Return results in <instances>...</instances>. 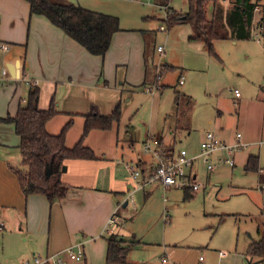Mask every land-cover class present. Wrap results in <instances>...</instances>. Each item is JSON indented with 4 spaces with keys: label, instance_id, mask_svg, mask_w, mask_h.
<instances>
[{
    "label": "crops",
    "instance_id": "0c3cea01",
    "mask_svg": "<svg viewBox=\"0 0 264 264\" xmlns=\"http://www.w3.org/2000/svg\"><path fill=\"white\" fill-rule=\"evenodd\" d=\"M167 5L171 10L178 12L169 6V2ZM252 29L251 25L250 36L254 33L264 42V36ZM120 31L121 28L113 34L110 46L104 55H92L45 17L31 14L27 1L0 0V43L10 45L8 51L2 52V65L6 66L8 63L15 65L18 62L16 73L24 75V79H8L4 85H0V117L14 116L24 101L23 88L27 86L28 91L30 86H37L40 91L39 108H48L53 99L58 110V113L47 121L45 126L47 132L55 135L68 120H72L65 134V146L70 148L81 139L82 144L91 148L96 156L95 159L64 161L60 180L68 186V191L61 200L50 203L43 195H25L15 173L10 168H21L19 137L14 131L13 123L0 122V218L3 223L0 230V255L15 253L18 263L29 259L33 254H54L70 246L80 245L83 251L80 264H105V236L108 235L106 228L112 216H116V222L111 227L112 233L125 242L137 241L134 235L123 233L122 228L118 226L121 218H125L122 214L123 210L130 204L127 195L132 193L131 196L134 197L140 191L147 194L148 186L153 189L159 187L163 192V201L165 205L167 204L168 198L164 194L173 188L163 190L159 182L144 183V175L154 167V160L148 154L142 151L143 156H137L134 161V165L142 171L141 177L132 180L129 176L125 165L133 162L129 155L133 153L131 149L135 142L132 140L129 127H125L124 145L119 142L118 122H114L108 130L92 129L82 137L84 115L89 112L91 105L96 106L100 114L109 115L119 103L123 85L128 88L137 85L132 83L133 76L130 74L132 67H137L138 80L141 82L139 83L147 84L144 88L145 92L152 94L157 88V67L155 87H152L151 81H147L146 50L144 52H140L139 49L135 52L123 50L115 40ZM121 69H123L121 72L123 81H117V73ZM180 74L182 75V72L179 76ZM31 81L35 83L32 84ZM237 97H241V93ZM247 101L240 103L239 112ZM255 104L260 106L261 123L253 127L254 129L241 122L237 113V122L242 132L239 130L236 132L241 134L242 141L246 143L243 149L250 145L255 147L256 141L264 139V92L256 94ZM173 120L175 123L169 127L172 134L178 127L176 112L172 116ZM207 131L214 133L211 130L205 132ZM236 132L232 134V140L227 143L233 142ZM148 137L159 141L166 150L171 148L172 152L178 151L175 148V138L164 141L158 132L146 135L141 141V147ZM129 141L131 144H128ZM221 141L226 142L224 139ZM198 151L199 148L190 155ZM213 156L214 154L210 156L209 161H212ZM198 160L202 159H196L193 166ZM191 170L196 179L197 171L194 167ZM257 176L259 190H264L262 187L264 168L260 167ZM261 207L262 216L255 221L256 237L257 230L264 225V195ZM248 238L245 252L249 243L254 240L250 234ZM137 242L139 243L128 252L127 264L199 263L200 253L196 250L186 245L176 246L163 241L155 247L157 252L159 250L164 253L161 260L147 261L145 257L133 254L135 249L144 250L147 246L143 242ZM219 252L222 251L216 252L218 261L226 256L225 254L219 256ZM245 252L243 256L247 262L249 257L245 256ZM203 258L202 264H210L207 258L204 256ZM251 261L254 262V259ZM66 264L73 263L67 261ZM257 264H264V261H259Z\"/></svg>",
    "mask_w": 264,
    "mask_h": 264
},
{
    "label": "rangeland",
    "instance_id": "374dc122",
    "mask_svg": "<svg viewBox=\"0 0 264 264\" xmlns=\"http://www.w3.org/2000/svg\"><path fill=\"white\" fill-rule=\"evenodd\" d=\"M69 1L95 12L116 16L122 31L115 40L127 52L146 50L147 81H151L153 88L156 75L161 73L156 81L157 88L150 94L144 90L147 84H140L138 80L137 67H132V83L137 85L131 88L123 85L118 101L119 142L124 145L125 127H129L135 141L131 149L133 153L129 155L133 165L137 156H143L141 141L148 134L158 132L164 141L175 138L177 150L185 149L192 154L198 150L206 130L213 131L218 139L230 142L232 134L241 131L237 113L248 127H257L261 123L260 106L255 101L256 94L264 92V42L258 35L252 33L250 38L236 42L216 40L213 43L215 57L202 42L188 40L189 35L195 34L192 26L175 24L167 28L161 20L166 10L157 7L154 0ZM233 1L216 2L228 11ZM168 2L178 13L187 10L188 0ZM258 5L252 24V31L256 32L259 31L258 21L264 15V0H260ZM160 25L165 29L161 30ZM158 46L162 48L161 52H157ZM2 55L0 51V68L4 67ZM162 66L168 68L162 69ZM122 71L118 70L117 81H123ZM180 72L184 76L182 85L178 84ZM27 88L25 86L22 90L24 100ZM235 88L241 97L234 95ZM244 100H248L247 104L239 112L240 103ZM175 112L178 127L172 134L169 127L175 123L172 121ZM258 150L256 145H250L237 151L234 167L219 164L211 172L207 171L205 162L196 161L193 167L197 171L196 182L200 188L190 199H183L182 190L170 189L164 194L168 198L165 205L162 189L151 186L146 188L147 194L142 191L135 194L134 204L123 210L125 218L118 222L123 233L134 235L137 241L147 245L144 250L135 249L133 254L145 257L147 261H160L164 253L157 252L155 247L163 241L189 246L207 258L210 264H246L243 254L248 234L257 239L255 221L262 216L264 190H259L257 173L245 171L243 166L246 157L254 154L259 157V166L264 168V147ZM219 155L214 154L210 162L219 163ZM218 250L226 255L220 261L216 257ZM69 262L80 264V261ZM16 263L15 253L0 255V264Z\"/></svg>",
    "mask_w": 264,
    "mask_h": 264
},
{
    "label": "trees",
    "instance_id": "16d2710c",
    "mask_svg": "<svg viewBox=\"0 0 264 264\" xmlns=\"http://www.w3.org/2000/svg\"><path fill=\"white\" fill-rule=\"evenodd\" d=\"M25 1L29 4L31 14L45 17L92 55H104L110 46L113 34L120 30L119 19L116 16L92 11L69 0ZM168 1L154 0V4L160 8L161 5H167ZM216 1L188 0L185 12L178 13L172 10L169 17L163 18L162 21L167 28L175 24L192 26L195 34L190 35L188 40L201 41L208 52L216 57L213 50V43L216 40L250 38L254 11L260 0H234L229 10L225 12ZM257 28L264 36V15L260 17ZM167 68L168 66H162V69ZM39 93L37 86H30L16 114L0 117V122L13 123L14 131L19 137L21 168H10L15 173L24 194L43 195L52 203L64 198L68 191V186L60 180L64 161L95 159L96 156L91 148L82 144L81 139L70 148L65 146V134L72 120H68L55 135L47 132L46 123L58 113V110L53 99L48 108L40 109ZM119 117V103L109 115L100 114L97 107L91 105L89 112L84 115L82 137L92 129H110L114 122H119ZM167 151L173 150L169 148ZM258 158V155H248L243 166L244 170L259 175ZM259 177L261 179V176ZM183 193V199H190L195 191L185 190ZM105 240V264H127L128 252L139 243L125 242L114 233L106 235ZM245 256L254 261H264V225L257 230V239L247 246Z\"/></svg>",
    "mask_w": 264,
    "mask_h": 264
},
{
    "label": "built area",
    "instance_id": "2783aa9c",
    "mask_svg": "<svg viewBox=\"0 0 264 264\" xmlns=\"http://www.w3.org/2000/svg\"><path fill=\"white\" fill-rule=\"evenodd\" d=\"M160 8L166 10L164 18H168L170 10L168 5H161ZM163 10V11H164ZM159 28L164 30V26L160 25ZM10 49V45L6 43H0V51L6 52ZM157 51L161 52L162 48L157 47ZM16 75L12 77L6 66L0 68V85H4L8 79H24V75L20 73H15ZM30 82V81H29ZM32 84L35 81H31ZM179 85L184 83V76L180 74ZM234 95L237 97L240 92L237 88L233 90ZM260 151L264 147V140H258L254 143ZM246 146L241 139V134L236 132L234 135V140L231 143L223 142L217 138V136L207 131L204 134L203 140L200 142L199 151L194 155L188 154L184 149L175 152H169L166 148L160 144L154 138L148 137L142 144V150L144 154H148L154 160V167L151 171L144 175V183H154L159 182L163 190L170 188L178 190H192L197 191L200 185L196 182L195 175H193L192 167L196 159H202L206 163V169L208 172L213 171L218 164H225L229 167H234L235 160L234 154L237 151L242 150ZM219 153V163H213L209 161L211 155ZM125 167L129 172V176L132 180L140 178L142 171L135 165L126 163ZM142 185H140L141 187ZM264 187V185H262ZM132 193L127 195V201L130 204L133 203ZM116 222V216H112L108 222V227L106 228V233L110 234L113 232L111 228ZM3 223L0 218V230L2 229ZM219 256H223V252L218 253ZM83 257V251L80 245L70 246L63 250H60L54 254L40 255L33 254L29 259L21 260L17 264H66L67 261H81ZM203 256L198 257V264L203 263Z\"/></svg>",
    "mask_w": 264,
    "mask_h": 264
},
{
    "label": "water",
    "instance_id": "95a60500",
    "mask_svg": "<svg viewBox=\"0 0 264 264\" xmlns=\"http://www.w3.org/2000/svg\"><path fill=\"white\" fill-rule=\"evenodd\" d=\"M16 66H18V62L15 65L13 63L6 64V67H7L8 71L12 77H14L16 75L15 74L16 73V70H15ZM63 170H64V167H63ZM259 261L260 260H256L253 262V261H251V259H248L246 264H257Z\"/></svg>",
    "mask_w": 264,
    "mask_h": 264
}]
</instances>
